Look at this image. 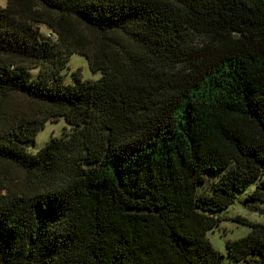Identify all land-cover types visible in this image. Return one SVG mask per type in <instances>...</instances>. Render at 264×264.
Listing matches in <instances>:
<instances>
[{"label":"trees","instance_id":"trees-1","mask_svg":"<svg viewBox=\"0 0 264 264\" xmlns=\"http://www.w3.org/2000/svg\"><path fill=\"white\" fill-rule=\"evenodd\" d=\"M73 55L101 78L67 83ZM243 193L264 215V0L0 8V264H223L207 233ZM236 221L228 257L264 264Z\"/></svg>","mask_w":264,"mask_h":264},{"label":"rangeland","instance_id":"rangeland-1","mask_svg":"<svg viewBox=\"0 0 264 264\" xmlns=\"http://www.w3.org/2000/svg\"><path fill=\"white\" fill-rule=\"evenodd\" d=\"M7 5V0H0V8H5ZM43 34L48 35V31L43 29ZM81 72L84 80L90 82H96L101 78V74H94L90 71L88 61L85 57L79 55H73L66 69L63 71L66 82L74 84L75 74ZM69 127L64 119H60L58 122L47 123L45 129L41 131L37 138L36 144L31 148L33 153L38 152L42 149L51 138H60L64 134L65 130L68 131ZM225 171H219L215 173H206L205 177L210 180L217 182ZM209 195L212 194L211 190H207ZM248 193L239 194L237 196L236 202L224 211L217 213V216L223 220V222L216 227L214 230L207 233V238L222 256L223 264H244L235 263L228 257L227 243L229 241H236L242 239L250 233V228L246 225L238 223L237 218L245 219L249 222L256 224L264 223V215L260 212L263 209V205L253 202L246 201V196Z\"/></svg>","mask_w":264,"mask_h":264}]
</instances>
